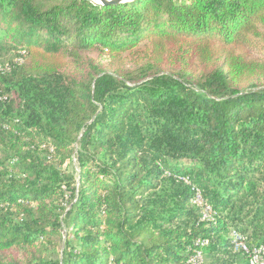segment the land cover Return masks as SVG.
<instances>
[{"label": "trees", "instance_id": "1", "mask_svg": "<svg viewBox=\"0 0 264 264\" xmlns=\"http://www.w3.org/2000/svg\"><path fill=\"white\" fill-rule=\"evenodd\" d=\"M2 44L0 264H264V0H0Z\"/></svg>", "mask_w": 264, "mask_h": 264}, {"label": "rangeland", "instance_id": "2", "mask_svg": "<svg viewBox=\"0 0 264 264\" xmlns=\"http://www.w3.org/2000/svg\"><path fill=\"white\" fill-rule=\"evenodd\" d=\"M94 1H99V0H94ZM24 57V53L23 51H20L18 49H15L12 45L9 44H2L0 46V69H7L8 65L10 64L11 61H19L20 59H22ZM197 203V197L196 199L192 200V203ZM205 215L206 218H208L210 216V212H204L203 216ZM237 225L241 226V227H245V225L242 222H238ZM246 234L247 235H251V229L247 228L246 229ZM233 237H235V240L232 241L233 245L231 246V248L233 249L234 252H238V250H240V246H244L242 245L243 240L240 235H237L236 233L233 234ZM233 252V254H234ZM197 254L200 255V258H203V262L204 264H224L225 260H229L228 256H231L232 254H229L228 256H225L224 253H218L216 255L213 256H205L202 255V252L199 251ZM228 257V258H227ZM225 258V259H224ZM191 259V258H190ZM252 261H256V257L252 255ZM228 262V261H227Z\"/></svg>", "mask_w": 264, "mask_h": 264}, {"label": "bare ground", "instance_id": "3", "mask_svg": "<svg viewBox=\"0 0 264 264\" xmlns=\"http://www.w3.org/2000/svg\"><path fill=\"white\" fill-rule=\"evenodd\" d=\"M201 197V196H200ZM199 198V196H198ZM198 200V199H197ZM200 201V199L198 200V202ZM197 202V203H198ZM200 203V202H199ZM242 247L243 249H245V246H240ZM264 254V246L261 247L260 249H258L257 251L254 252L253 254V257L255 256L256 257V261L254 262H260L262 260V255ZM193 257H195V255H193L190 259V261L193 259ZM196 258H200V255L199 254H196ZM264 261V260H263ZM262 262V261H261Z\"/></svg>", "mask_w": 264, "mask_h": 264}, {"label": "water", "instance_id": "4", "mask_svg": "<svg viewBox=\"0 0 264 264\" xmlns=\"http://www.w3.org/2000/svg\"><path fill=\"white\" fill-rule=\"evenodd\" d=\"M91 1H93L96 4H99V5H108V4L126 2V1H129V0H99V1L91 0Z\"/></svg>", "mask_w": 264, "mask_h": 264}, {"label": "built area", "instance_id": "5", "mask_svg": "<svg viewBox=\"0 0 264 264\" xmlns=\"http://www.w3.org/2000/svg\"><path fill=\"white\" fill-rule=\"evenodd\" d=\"M242 245H244V243H242ZM245 246V251H247V247ZM192 264H201L203 262V258H196V253H195V257H193V259L190 261Z\"/></svg>", "mask_w": 264, "mask_h": 264}]
</instances>
